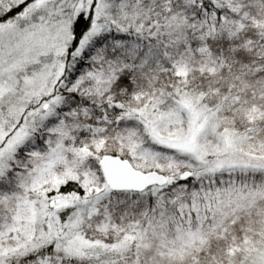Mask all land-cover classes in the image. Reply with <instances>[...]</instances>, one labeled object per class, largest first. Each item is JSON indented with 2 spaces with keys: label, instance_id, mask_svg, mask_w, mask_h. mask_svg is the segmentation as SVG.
<instances>
[{
  "label": "snow or ice",
  "instance_id": "1",
  "mask_svg": "<svg viewBox=\"0 0 264 264\" xmlns=\"http://www.w3.org/2000/svg\"><path fill=\"white\" fill-rule=\"evenodd\" d=\"M0 264H264V0H0Z\"/></svg>",
  "mask_w": 264,
  "mask_h": 264
}]
</instances>
